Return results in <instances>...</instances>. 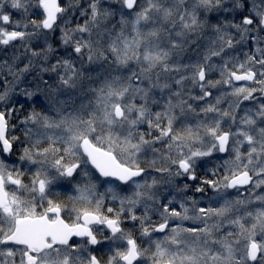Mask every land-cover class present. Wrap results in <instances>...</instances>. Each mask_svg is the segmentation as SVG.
Returning <instances> with one entry per match:
<instances>
[{
    "label": "snow or ice",
    "instance_id": "6c2138e0",
    "mask_svg": "<svg viewBox=\"0 0 264 264\" xmlns=\"http://www.w3.org/2000/svg\"><path fill=\"white\" fill-rule=\"evenodd\" d=\"M0 264H264V0H0Z\"/></svg>",
    "mask_w": 264,
    "mask_h": 264
},
{
    "label": "flooded vegetation",
    "instance_id": "af4514ba",
    "mask_svg": "<svg viewBox=\"0 0 264 264\" xmlns=\"http://www.w3.org/2000/svg\"><path fill=\"white\" fill-rule=\"evenodd\" d=\"M13 159H15V157H13Z\"/></svg>",
    "mask_w": 264,
    "mask_h": 264
}]
</instances>
